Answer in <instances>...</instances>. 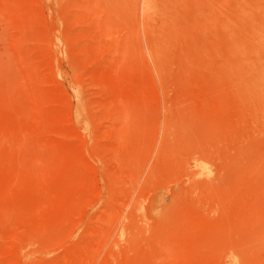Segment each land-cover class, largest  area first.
I'll return each mask as SVG.
<instances>
[{"label":"rangeland","instance_id":"374dc122","mask_svg":"<svg viewBox=\"0 0 264 264\" xmlns=\"http://www.w3.org/2000/svg\"><path fill=\"white\" fill-rule=\"evenodd\" d=\"M0 264H264V0H0Z\"/></svg>","mask_w":264,"mask_h":264},{"label":"bare ground","instance_id":"6f19581e","mask_svg":"<svg viewBox=\"0 0 264 264\" xmlns=\"http://www.w3.org/2000/svg\"><path fill=\"white\" fill-rule=\"evenodd\" d=\"M151 3H152V2H151ZM144 6H145V5H144ZM143 9H144V11H145V7H144ZM123 10H124V9H123ZM144 11H143V12H144ZM124 12H125V11H124ZM207 18H208V17H207ZM173 24H174V23H173ZM171 25H172V24H171ZM157 44H158V43H157ZM204 124H205V123H204ZM207 124H208V123H207ZM184 132H185V131H184Z\"/></svg>","mask_w":264,"mask_h":264}]
</instances>
